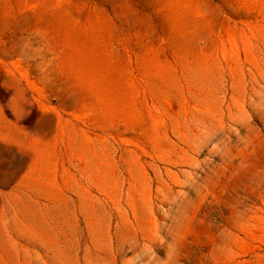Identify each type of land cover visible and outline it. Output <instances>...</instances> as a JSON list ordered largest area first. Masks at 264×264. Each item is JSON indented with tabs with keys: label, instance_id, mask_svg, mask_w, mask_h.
Instances as JSON below:
<instances>
[{
	"label": "rangeland",
	"instance_id": "rangeland-1",
	"mask_svg": "<svg viewBox=\"0 0 264 264\" xmlns=\"http://www.w3.org/2000/svg\"><path fill=\"white\" fill-rule=\"evenodd\" d=\"M0 264H264V0H0Z\"/></svg>",
	"mask_w": 264,
	"mask_h": 264
}]
</instances>
